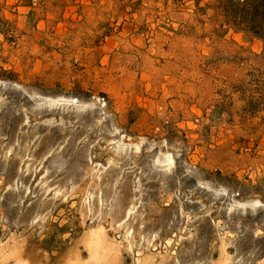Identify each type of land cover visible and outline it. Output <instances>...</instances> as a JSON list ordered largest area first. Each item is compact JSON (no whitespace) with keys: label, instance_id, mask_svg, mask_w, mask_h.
Here are the masks:
<instances>
[{"label":"rangeland","instance_id":"374dc122","mask_svg":"<svg viewBox=\"0 0 264 264\" xmlns=\"http://www.w3.org/2000/svg\"><path fill=\"white\" fill-rule=\"evenodd\" d=\"M263 58L216 0H0V264H264Z\"/></svg>","mask_w":264,"mask_h":264},{"label":"trees","instance_id":"16d2710c","mask_svg":"<svg viewBox=\"0 0 264 264\" xmlns=\"http://www.w3.org/2000/svg\"><path fill=\"white\" fill-rule=\"evenodd\" d=\"M216 5L229 30L264 43V0H216ZM6 73L8 71L4 74ZM4 74H0V79L11 80ZM255 85V91L260 94L257 102L261 99L263 102H258L250 113L253 117L261 119L260 124L264 126V74L258 77Z\"/></svg>","mask_w":264,"mask_h":264}]
</instances>
